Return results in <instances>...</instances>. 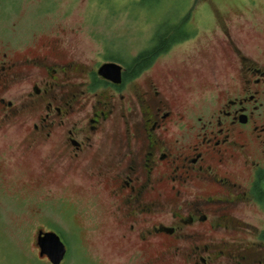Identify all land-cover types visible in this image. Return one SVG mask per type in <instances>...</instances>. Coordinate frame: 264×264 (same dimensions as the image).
Returning a JSON list of instances; mask_svg holds the SVG:
<instances>
[{
	"label": "flooded vegetation",
	"instance_id": "flooded-vegetation-1",
	"mask_svg": "<svg viewBox=\"0 0 264 264\" xmlns=\"http://www.w3.org/2000/svg\"><path fill=\"white\" fill-rule=\"evenodd\" d=\"M213 4L195 26L184 9L141 70L113 44L82 55L58 34H0V219L31 204L40 263L38 234L53 233L59 264H264V227L245 219L264 211V29Z\"/></svg>",
	"mask_w": 264,
	"mask_h": 264
},
{
	"label": "rangeland",
	"instance_id": "rangeland-1",
	"mask_svg": "<svg viewBox=\"0 0 264 264\" xmlns=\"http://www.w3.org/2000/svg\"><path fill=\"white\" fill-rule=\"evenodd\" d=\"M209 3H214L232 20L243 13L264 29V0H0V34L12 41L23 39L27 44L32 41L43 43L47 36L58 34L64 40L78 44V51L87 55H92L104 44L116 45L123 53H135L151 47L158 28L165 29L170 23L178 22L187 7L193 8L188 22L193 26L199 24L200 16H195L193 10L204 8L209 13L203 6ZM215 17L214 13V17H206L205 22L212 21L213 26ZM210 38L206 31L198 37V44L191 42L181 49L174 48L169 56L159 60L157 66L163 68L159 70L166 69L165 65L172 66ZM31 214V204L24 212L14 200L3 211L0 264H46L35 259L32 237L37 220ZM246 214L250 218L245 219L257 230L264 227V211L257 209ZM96 239L102 244L100 238ZM101 244L90 247V252H101ZM74 258L78 259L75 254L71 259Z\"/></svg>",
	"mask_w": 264,
	"mask_h": 264
},
{
	"label": "water",
	"instance_id": "water-1",
	"mask_svg": "<svg viewBox=\"0 0 264 264\" xmlns=\"http://www.w3.org/2000/svg\"><path fill=\"white\" fill-rule=\"evenodd\" d=\"M97 73L114 83L119 82V66L115 64H103L99 67ZM36 240L40 249L39 255H45L51 264H59L65 253L64 246L59 238L53 233H39Z\"/></svg>",
	"mask_w": 264,
	"mask_h": 264
},
{
	"label": "trees",
	"instance_id": "trees-1",
	"mask_svg": "<svg viewBox=\"0 0 264 264\" xmlns=\"http://www.w3.org/2000/svg\"><path fill=\"white\" fill-rule=\"evenodd\" d=\"M181 20V19H180ZM181 21L170 23L169 26H166L165 29L158 28L156 33L152 38V46L140 51L135 59V62L138 66V69H142L146 65H148L156 55L157 51L163 48L164 46H168L174 43V39H176L175 29L181 27ZM176 41V40H175ZM260 238L264 240V230L260 233Z\"/></svg>",
	"mask_w": 264,
	"mask_h": 264
}]
</instances>
